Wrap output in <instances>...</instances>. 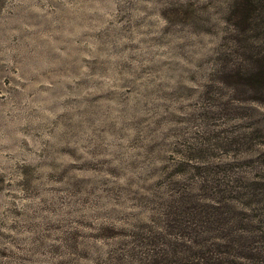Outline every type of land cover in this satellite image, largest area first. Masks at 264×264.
<instances>
[{
    "label": "rangeland",
    "instance_id": "obj_1",
    "mask_svg": "<svg viewBox=\"0 0 264 264\" xmlns=\"http://www.w3.org/2000/svg\"><path fill=\"white\" fill-rule=\"evenodd\" d=\"M212 257L264 264V0H0V264Z\"/></svg>",
    "mask_w": 264,
    "mask_h": 264
},
{
    "label": "trees",
    "instance_id": "obj_2",
    "mask_svg": "<svg viewBox=\"0 0 264 264\" xmlns=\"http://www.w3.org/2000/svg\"><path fill=\"white\" fill-rule=\"evenodd\" d=\"M241 258L242 259H247V256L246 255H242V253H241ZM226 263H228V262L225 259H223V258L217 259V258H213L212 257V259L208 260L205 264H226ZM235 264H239V262H237Z\"/></svg>",
    "mask_w": 264,
    "mask_h": 264
}]
</instances>
